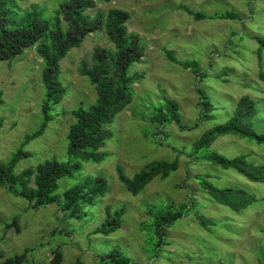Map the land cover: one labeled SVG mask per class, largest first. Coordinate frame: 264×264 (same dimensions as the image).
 Masks as SVG:
<instances>
[{
	"label": "rangeland",
	"instance_id": "rangeland-1",
	"mask_svg": "<svg viewBox=\"0 0 264 264\" xmlns=\"http://www.w3.org/2000/svg\"><path fill=\"white\" fill-rule=\"evenodd\" d=\"M94 1L96 8L88 10L89 15L113 8L129 13L128 33L140 36L145 56L130 69V75L137 76L132 102L109 126L113 136L100 150L107 157L101 163L83 162L80 173L60 179L55 196L60 202L63 193L85 176L105 178L107 192L94 205L62 211L58 203L34 208L0 184V264L21 255L23 264H52L58 251L62 264H102L116 246L129 264H264V183L193 155L195 142L226 123L246 95L257 103L253 129L264 134V56L257 57L255 40L264 38V0ZM18 4L22 10L43 6L52 14L58 0ZM228 12L238 18H217ZM95 47L114 50L106 32L99 31L60 62L66 95L49 112L53 119L44 133L24 146L25 136L44 122V63L36 48L0 61V163H7L21 148L29 157L18 162L17 174L35 170L45 161L70 162L67 135L73 112L88 109L97 98L88 78L79 72L82 62L91 63ZM186 62L196 67H184ZM203 95L216 107L212 120L201 119ZM167 100L179 104L182 126L173 122L163 128L152 121L155 109ZM210 149L264 165V144L250 139L219 136ZM176 159L177 171L164 179L156 177L138 195L119 180V165L132 178L153 162ZM199 177L218 188L245 190L257 201L234 212L218 204ZM167 211H178L182 217L163 228L165 238L158 246L150 213ZM199 216L205 218L206 227ZM111 220L119 221L120 227L109 235L98 233Z\"/></svg>",
	"mask_w": 264,
	"mask_h": 264
},
{
	"label": "trees",
	"instance_id": "trees-1",
	"mask_svg": "<svg viewBox=\"0 0 264 264\" xmlns=\"http://www.w3.org/2000/svg\"><path fill=\"white\" fill-rule=\"evenodd\" d=\"M19 1L0 0V61L14 59L22 56L27 49L36 48L38 56L44 63L42 82L45 89L44 122L37 131L25 136L22 146L44 133L47 123L53 119L49 112L65 97L66 89L60 81V62L69 52L79 48L90 34L99 31L106 32L114 45V50L95 47L91 63L84 61L80 66L79 72L88 78L97 98L88 109L79 107L73 112L74 122L67 135L70 162L45 161L35 170L29 168L17 174L15 169L18 162L29 157L21 148L7 163H0V184L6 185L10 192L32 203L34 208L58 203L62 211H70L77 206L80 208L82 204L94 205L97 199L107 192L108 184L103 177H82L76 185L63 193L60 202H57L55 192L60 179L74 177L82 171L83 162L101 163L107 157V154L100 150L113 136L109 126L132 102V86L137 76H131L130 69L145 56L141 38L138 34L128 33L126 24L130 15L126 11L113 8L107 12L98 11L93 16L87 14L88 10L96 8L94 0H58V6L52 14L47 13L46 7L39 5L22 10ZM111 1L102 0L106 3ZM195 17L205 18L201 14H196ZM217 18L235 20L238 15L228 12ZM255 40L259 45L257 57L262 60L264 38L256 37ZM174 61L177 62L175 59ZM183 66L194 68L196 64L186 62ZM200 107L203 121L214 118L213 112L216 107L204 95L200 100ZM257 114L256 101L248 95L243 96L236 103L233 114L226 123L208 130L195 142L193 150L195 159L209 162L225 170L234 169L250 181L264 183V165L248 162L244 155L227 158L210 149L217 137L228 134L264 144V134H259L253 129L252 120ZM151 118L163 128L167 123L173 122L182 126L179 104L174 100H167L164 105L157 107ZM178 168L177 159L172 162L161 160L151 163L132 178L126 176L120 165L117 167V173L127 190L133 195H138L156 177L167 178ZM199 180L200 185L218 204L234 212H240L257 201L254 195L248 194L245 190L234 187L218 188L204 177H199ZM32 182L34 186H31ZM150 214L155 221L151 230L158 237L160 246L165 238L163 228L167 224L171 226L182 216L178 211L162 212L160 215ZM199 217L201 225L206 227L205 218ZM108 222L98 233L109 235L120 227L119 221ZM55 256L52 264H62L63 254L58 251ZM24 259L25 255L15 256L8 259L5 264H23ZM102 264L129 263L125 253L116 246L111 253L103 257Z\"/></svg>",
	"mask_w": 264,
	"mask_h": 264
}]
</instances>
